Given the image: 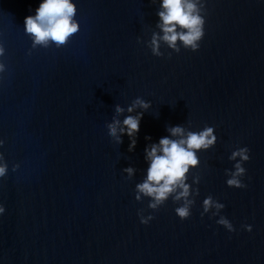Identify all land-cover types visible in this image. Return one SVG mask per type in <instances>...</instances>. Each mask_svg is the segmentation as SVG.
Returning a JSON list of instances; mask_svg holds the SVG:
<instances>
[{"label":"water","instance_id":"water-1","mask_svg":"<svg viewBox=\"0 0 264 264\" xmlns=\"http://www.w3.org/2000/svg\"><path fill=\"white\" fill-rule=\"evenodd\" d=\"M0 264H264V0H0Z\"/></svg>","mask_w":264,"mask_h":264}]
</instances>
